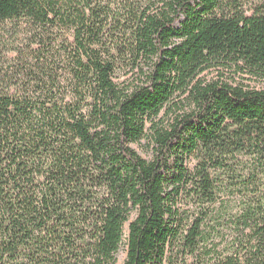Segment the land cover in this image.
I'll use <instances>...</instances> for the list:
<instances>
[{
	"label": "trees",
	"instance_id": "16d2710c",
	"mask_svg": "<svg viewBox=\"0 0 264 264\" xmlns=\"http://www.w3.org/2000/svg\"><path fill=\"white\" fill-rule=\"evenodd\" d=\"M217 68L264 80V0H0V264H264V90Z\"/></svg>",
	"mask_w": 264,
	"mask_h": 264
},
{
	"label": "rangeland",
	"instance_id": "374dc122",
	"mask_svg": "<svg viewBox=\"0 0 264 264\" xmlns=\"http://www.w3.org/2000/svg\"><path fill=\"white\" fill-rule=\"evenodd\" d=\"M201 77L207 81L216 80V79H222L224 81H232L235 83H239L241 85H245L254 89L258 90H264V80L257 79L253 76H250L248 74L242 73L237 71L235 68L225 69V68H217V69H210L206 72H204ZM123 81L126 83H132L135 81V78H131V76L123 77ZM179 101H183V99H176V103H179ZM164 121H166V117L162 115L161 117ZM135 150L138 152V154L144 158V159H150L149 154V148L147 146L146 141H143L140 146H135ZM223 204L229 206V210L235 214L238 212V202L239 198L238 196L234 197H228L223 198ZM125 235H127V226H125ZM226 241H230L229 234H226ZM223 243V242H222ZM227 242L224 244H221V248L225 246ZM126 257V247L123 245V247L120 249L119 253L117 254V264H123Z\"/></svg>",
	"mask_w": 264,
	"mask_h": 264
}]
</instances>
